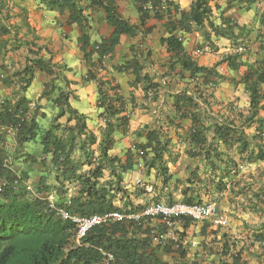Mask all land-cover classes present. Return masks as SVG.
<instances>
[{"label": "crops", "instance_id": "1", "mask_svg": "<svg viewBox=\"0 0 264 264\" xmlns=\"http://www.w3.org/2000/svg\"><path fill=\"white\" fill-rule=\"evenodd\" d=\"M94 1L96 3V0H79L81 25L70 22L68 12L51 10L47 0L13 2L7 21L11 33L0 35V113L6 103L12 105L17 99L16 79L10 87L5 86L3 80L24 67L23 42H31L35 37L33 50L38 49L42 60L61 68L68 81V86L58 83L57 87L70 93V106L84 117L87 131L95 135L96 144L91 150L97 156L105 124L98 117L101 110L97 106V82L86 80L87 71L92 69L99 80L117 86L116 94L123 102L119 116L128 118L126 130L113 133L115 142L109 154L124 161L127 152H131L133 166L122 175L121 187L134 205H144V198H152L153 191L159 189H156L159 181L160 189L166 191L165 195L159 194V198L165 196L170 200L174 196V200H183L182 190L191 186L197 196L193 203H214L219 213L220 223L210 219L180 220L166 226L160 233L164 236L161 242H153L148 233L154 263L233 264L239 254L237 264H264V158H254L258 152L264 153V127L260 128L258 122L264 119V110H259L257 116L245 123L251 111L249 92L243 81L247 74L260 76L258 90L264 97V0H208L210 22L204 21L200 27L192 25L190 31L174 23L180 20L181 12H189L193 0H168L172 4L168 11L157 10L145 15L138 11L141 0H106L107 6L131 27V33H121L111 53L102 61L98 53L90 51L91 47L108 41L114 27L105 9ZM213 28L231 37H218ZM170 34L178 40V50L169 46ZM82 36L86 37V45L82 43ZM182 59H189L205 71L189 78L182 68ZM50 82L47 73L36 70L24 93L29 110L27 117H34L38 127L34 140L19 146L15 135L0 129L4 137L0 143V150L6 155L4 162L10 164L9 160L13 159L16 172L33 165L25 160L26 156L34 157L41 166L40 137L51 127L58 113L52 103L57 90L42 97ZM184 93L195 96L197 107L180 104L185 112V117L181 118L174 103L175 97ZM200 93L202 98L196 99ZM260 105L264 106V98ZM193 113L203 125L196 126L195 130L206 136V142L200 146L207 148L211 144L221 154L219 159H210L219 167L217 170L211 169V161L186 154L188 150L199 148L190 141L193 130L189 115ZM67 118L65 115L56 124L60 127L74 125L73 121L66 123ZM221 125L235 129L233 142L223 144L217 138L215 127ZM150 131L158 132L161 140H169L164 160L171 179L166 185H162L161 177L153 170L147 173L141 152L136 148L146 144V134ZM238 137L246 144L242 153H239ZM49 158L46 157L45 166H49ZM21 162L25 165L18 168ZM230 164L233 166L228 168V174L222 175L221 188L216 191L219 172ZM196 167L198 182L188 185L186 180ZM40 171L38 177L41 178L45 173L42 167ZM202 181L208 184L203 187ZM137 187L145 193L138 195ZM168 189H172L171 192L168 193ZM141 226L142 230L146 228L145 224ZM157 227L159 229V224ZM136 235L145 237L142 233ZM129 236L131 231L127 232L126 237Z\"/></svg>", "mask_w": 264, "mask_h": 264}, {"label": "trees", "instance_id": "2", "mask_svg": "<svg viewBox=\"0 0 264 264\" xmlns=\"http://www.w3.org/2000/svg\"><path fill=\"white\" fill-rule=\"evenodd\" d=\"M14 1L0 0L1 36L11 33L12 29L7 21L10 18V6L13 7ZM146 1L141 0L138 5V11L144 15L147 12L142 9V4ZM162 2H165L168 10L169 7H172L168 0H154L153 7L158 8ZM47 3L51 10L59 13L68 12L70 22L81 25L82 8L79 0H47ZM95 4L105 9L108 20L114 27L108 41H103L91 47L90 51L98 53L99 59L102 61L105 56L111 53L121 33H131V27L115 13L113 8L107 6L106 0H96ZM210 17L211 10L208 6V0H193L189 12H181L180 20L176 21L174 25L184 31H190L192 25L200 27L204 21L210 22ZM213 29L218 37L228 36L223 30ZM13 40L15 42V36ZM34 41L35 37L31 42H23L26 50L24 67L3 80L4 85L10 87L13 80L16 79L15 86L17 90L15 95L17 99L12 105L6 103L2 107L0 126H8L16 130L15 140L19 146L35 139L38 135V127L34 117H27L29 110L24 93L32 82L36 70L47 73L51 77V82L47 87L48 89L46 88L42 92V97L48 96L57 90V96L52 100V103L58 113L54 118L55 124L53 123L40 137L42 149L39 163L44 166L47 161L46 157H50V164L45 166V170L49 174H54L55 185L45 186L46 178L41 177L37 187L40 191L54 190L56 201L54 204L49 202L46 197L31 196L25 188L21 187L22 179L10 166H5L6 155L3 150H0V264H104L103 257L98 251L99 248L113 254V264H155L148 237L150 230L148 226L143 230L141 228V225L147 223V221L126 219L109 225L94 227L77 241L76 224L70 220H63L58 214L60 209L71 216L78 217L102 215L111 212L134 214L139 212L143 205H134L124 188L121 187L122 175L133 166L130 158L131 152H127L124 161L109 154L115 142L113 133L116 130L124 132L128 125L127 116H119L123 112V102L116 94L117 86L99 80L92 69L87 71L86 80L97 82L99 95L97 106L101 110L98 117L105 124L98 145L99 153L95 156V151L91 150V147L96 144L95 135L87 131L84 117L70 106L68 102L70 93L57 87L58 83L68 86V81L62 75L61 68L51 65L49 61L42 60L39 57L38 49L37 51L33 50ZM82 43L87 44L85 36H82ZM168 44L172 49H179L178 40L171 34ZM87 56L85 54L84 57L87 58ZM181 65L188 72L189 78L205 71L198 68L189 59H182ZM206 73L208 72L206 71ZM243 81L247 85L246 89L250 96L251 115L246 118L245 123H247L258 115L259 110H264V106L260 105L264 97L258 90V83L261 81L260 76L247 74L243 77ZM194 97L185 93L175 97L174 107L176 112L181 114V118L185 117V112H183V107L180 104L184 105L186 103V106L196 108ZM199 98H202L201 93L196 95V99ZM65 115L68 116L66 123L73 121L74 125L68 126L65 124L60 127L59 124H56ZM189 116L193 130L190 133V141L196 146L198 145L199 148L188 150L186 154L189 157H198L205 161H211V157L221 158L220 152L211 144L207 148L200 146L206 142V136L195 130V127L198 128L203 125L196 114L193 113ZM258 122L259 127L263 128L264 119L258 120ZM234 132L235 129L232 126L221 125L215 127V134L223 144L234 141L232 134ZM146 138L145 145L136 147L137 151L141 152L140 157L143 160L144 168L148 174L153 170L156 175L161 177L162 185H166L171 179L168 175L166 160H164V153L169 140L166 138L161 140L160 135L155 131L148 132ZM3 139L1 133L0 143L3 142ZM240 139L238 137L236 141L240 142L239 153H242L246 144ZM76 151H80L82 160L79 157L75 159L74 153ZM249 156L251 157V155ZM250 157H248V160H252ZM254 158L256 160L263 159L264 153L258 152ZM25 160H30L31 163L38 162L30 156H26ZM209 163L213 171L219 169L212 161ZM231 165L229 167L225 165L223 170L219 172L218 181L215 182L216 191L220 190L222 175L229 173L228 168H231ZM85 167H87L86 170H84ZM197 171L198 168L196 167L190 172V176L186 180L188 185L193 184L195 181L198 182ZM105 172L109 174L107 180L103 179ZM21 177L23 178V176ZM72 184L79 186L78 191L74 196L67 197L68 187ZM207 184V181L205 183L202 181L203 187ZM136 191L138 195L145 193L140 187H137ZM194 193L196 192L193 191L191 186L184 187L182 201L193 204L194 198L197 197ZM116 199L119 200L121 206L116 204ZM163 228H166V226L159 224V229L157 227L158 232L162 233ZM128 231H131V236L126 237ZM135 232L145 234V237L138 238ZM238 256L239 254L234 257L233 264H237Z\"/></svg>", "mask_w": 264, "mask_h": 264}, {"label": "built area", "instance_id": "3", "mask_svg": "<svg viewBox=\"0 0 264 264\" xmlns=\"http://www.w3.org/2000/svg\"><path fill=\"white\" fill-rule=\"evenodd\" d=\"M154 0H147L142 9L146 12L166 11L167 6L162 2L158 8L153 7ZM105 56L104 58H106ZM103 58V59H104ZM0 126L1 130H5L12 135H15L16 130L8 127ZM5 166H10L6 163ZM58 214L63 220H70L76 224L77 235L76 240L79 241L85 234L94 227L109 225L110 223L120 222L126 219L134 221L144 220L145 226L150 230V236L153 242H161L163 240L162 234L158 232L157 225L162 224L167 227L172 226L175 222L180 220H189L191 222H203L207 219L214 220L215 223H220L218 218L217 207L214 203H193L187 204L180 201L172 202H151L143 205V208L134 214H124L122 212H111L102 215H92L88 217L71 216L64 210H58ZM98 251L103 257L104 264H113L114 256L112 253L99 248Z\"/></svg>", "mask_w": 264, "mask_h": 264}, {"label": "rangeland", "instance_id": "4", "mask_svg": "<svg viewBox=\"0 0 264 264\" xmlns=\"http://www.w3.org/2000/svg\"><path fill=\"white\" fill-rule=\"evenodd\" d=\"M74 157H75V159H77L78 157L79 158H81V160H82V155H81V153H80V151H76L75 153H74ZM9 162H11L10 164V167L12 168V170L18 175V176H20V178L22 179V183H21V187H23V188H25L28 192H29V194L31 195V196H36V195H38L39 197H46L47 199H48V201L49 202H51V203H54L55 204V201H56V195H55V191L54 190H49V191H40L39 189H38V184H39V180H40V177H38V173H40L41 171V167H42V170H43V172L45 173L44 174V178H46V184H45V186L46 185H49V186H54L55 185V182H54V180H53V174H49L48 172H47V170H45V165L44 166H39L38 165V163H33V165H29V166H26V170L25 171H21V172H19L18 170H17V172L14 170V165H13V162H14V160L13 159H11V160H9ZM32 164V163H31ZM25 164L23 163V162H21V164H20V166L18 165L17 167L18 168H21L22 166H24ZM87 169V167H85L84 168V170H86ZM173 170V169H172ZM23 172H25V173H23ZM23 174H25V175H23ZM21 176H23V178L21 177ZM109 178V175H107L106 173H105V175H104V177H103V179H108ZM153 178V177H152ZM183 178V177H182ZM154 180V182L153 183H155L156 182V180L155 179H153ZM150 182V181H149ZM178 182H180V181H178ZM172 184H173V182L172 183H170V188L172 187ZM156 189L157 188H159L158 190H156L155 192L153 191V195H152V198L150 197V198H148L147 200H145V198L143 199V203L144 204H147V203H151V202H157V201H160V202H172L174 199L173 198H175L174 196H171V199L170 200H167L166 198H164L165 196H162L161 198H159L161 195H159V194H164L165 195V193H166V191H163V189L161 190L160 189V187L159 186H161V184H160V182L158 181V183H156ZM180 186V185H179ZM78 188H79V186L78 185H76V184H72V185H70L69 187H68V190H67V197H70V196H74L76 193H77V191H78ZM45 190V189H44ZM171 190L172 189H168V193L169 192H171ZM118 198H120V196H118ZM117 201H116V204L117 205H119V206H121V203L119 202V200L118 199H116ZM174 201H180V199H178V200H174ZM217 212H218V210H217ZM218 217H219V213H218Z\"/></svg>", "mask_w": 264, "mask_h": 264}]
</instances>
